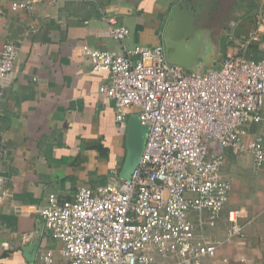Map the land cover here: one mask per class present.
<instances>
[{"label":"built area","instance_id":"obj_1","mask_svg":"<svg viewBox=\"0 0 264 264\" xmlns=\"http://www.w3.org/2000/svg\"><path fill=\"white\" fill-rule=\"evenodd\" d=\"M36 1L13 0L10 8L31 15ZM105 17L114 39L128 36L125 25ZM237 41L235 52L202 70L169 61L163 44L122 45L120 52L79 45L93 72L108 73L98 91L113 101L116 122L126 124L128 108L136 107L147 134L128 177L112 169L104 184L81 185L69 199L51 193L38 208L47 232L61 243V264H227L226 257L217 260L218 248L243 245L241 208L227 210L222 239L195 229L214 227L229 199L231 183L221 175L227 149L264 162V57L243 53L251 43L264 53L263 32L258 27ZM17 52L12 41L0 49V97ZM3 180L0 175V194ZM40 257L53 263L52 250Z\"/></svg>","mask_w":264,"mask_h":264},{"label":"crops","instance_id":"obj_2","mask_svg":"<svg viewBox=\"0 0 264 264\" xmlns=\"http://www.w3.org/2000/svg\"><path fill=\"white\" fill-rule=\"evenodd\" d=\"M12 1L0 0V49L5 41L18 47L12 78L0 97V175L4 178L0 264H43L40 255L46 250L53 252L52 264H61V243L47 232L38 208L46 205L51 193L69 199L81 185L104 184L112 179V169L122 177L126 154L127 122H116L113 101L98 91L108 73L93 72L78 47L86 43L117 52L122 45L134 44L166 48L172 12L183 3L188 9L189 4L188 0H38L30 15L11 10ZM209 3L214 12L231 14L216 17L223 24L219 27L225 30L226 47L219 49L212 37L207 40L214 60L220 62L235 52L237 40L251 30L259 27L264 36V24L257 25V20L264 23V0ZM106 14L129 29L127 37L119 41L110 35ZM243 53L248 58L264 57L257 43L249 44ZM127 113L128 121L137 114L136 107H129ZM223 165L221 175L229 180L222 173ZM226 204L214 227L195 225V229L222 239L228 228L227 210L243 209V245L222 244L217 260L226 257L227 264H264V201L258 211L230 201Z\"/></svg>","mask_w":264,"mask_h":264},{"label":"rangeland","instance_id":"obj_3","mask_svg":"<svg viewBox=\"0 0 264 264\" xmlns=\"http://www.w3.org/2000/svg\"><path fill=\"white\" fill-rule=\"evenodd\" d=\"M211 1L213 2V0ZM207 2L208 0H188V9L184 3L178 5L170 16L166 30L167 42L165 49L167 53L170 52L171 45L186 44L189 51L187 55L188 63L195 70L219 65V60H214L216 56L209 54L207 50L209 48L207 40L212 37L211 39L214 42L216 41L215 45L218 44L217 47L222 50L227 45L223 35L225 30L219 27L220 24H223L216 21V17L220 15L228 17L231 14L214 12V8ZM214 24L217 26H213ZM263 171L264 162L261 166H256L249 154L236 156L229 150L222 168L223 175L231 183V191L227 202L230 201L232 204L241 205L250 210L261 208L264 201ZM189 216L192 217L193 214L190 213Z\"/></svg>","mask_w":264,"mask_h":264},{"label":"water","instance_id":"obj_4","mask_svg":"<svg viewBox=\"0 0 264 264\" xmlns=\"http://www.w3.org/2000/svg\"><path fill=\"white\" fill-rule=\"evenodd\" d=\"M172 47L174 50H170L167 53L168 60L174 63H178L186 68L194 69L192 65L188 63L185 50L187 45L182 43ZM185 47V48H184ZM147 134V126L142 125L139 118L136 115H131L127 121V132H126V154L120 175L124 178L128 177L130 171L135 167L140 157L145 138Z\"/></svg>","mask_w":264,"mask_h":264}]
</instances>
